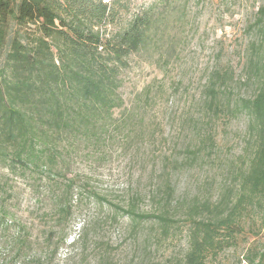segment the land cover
<instances>
[{
  "label": "trees",
  "instance_id": "obj_1",
  "mask_svg": "<svg viewBox=\"0 0 264 264\" xmlns=\"http://www.w3.org/2000/svg\"><path fill=\"white\" fill-rule=\"evenodd\" d=\"M126 3L0 0V171L15 177L53 178L58 189L56 227L62 231L73 208L69 153L81 145L94 148L117 133L136 137L141 120L135 121L139 115L134 107H124L123 72L133 55H154L162 49L170 20L181 23L186 7L182 0H153L111 30ZM245 31L244 74L236 80L245 92L235 93L231 68H213L200 92L192 147L184 150L185 158L174 160L179 166L205 165L215 154L211 124L219 119L245 120L240 153L228 166V187L216 200L196 199L188 209L193 228L183 264H208L210 255L216 257L236 245L251 215L264 226V0ZM170 176L164 170L159 176L154 197L162 203L157 202V209H138V194L114 209L134 227L149 222L167 234L175 221ZM14 226L0 202V230ZM262 239L264 233L248 246L244 264H264V245H257ZM27 246V240L18 236L13 243L15 257Z\"/></svg>",
  "mask_w": 264,
  "mask_h": 264
},
{
  "label": "rangeland",
  "instance_id": "obj_2",
  "mask_svg": "<svg viewBox=\"0 0 264 264\" xmlns=\"http://www.w3.org/2000/svg\"><path fill=\"white\" fill-rule=\"evenodd\" d=\"M152 1L127 0L110 29L131 20ZM182 3L186 4L182 22L170 20L162 49L154 55H133L123 72L124 107H134L139 115L135 121L141 120L136 137L117 133L94 148L81 145L69 153L67 179L75 185L72 215L63 231L56 227L58 189L53 178L15 177L0 171V202L15 222L7 231L0 230V264H183L193 228L188 209L196 199L216 200L228 187V166L240 153L245 120L219 119L211 124L215 154L205 165L179 166L174 160L185 158L184 150L192 147L200 92L213 68H231L235 93L245 92L236 80L244 74L245 29L260 0ZM163 170L171 174L174 188L175 221L167 234L149 222L134 227L113 207L138 194V209H157L162 200L154 196ZM251 216L237 244L216 257L210 255L208 264H244L246 249L264 233L259 218ZM18 236L28 246L15 257L13 243ZM257 245L263 246L264 239Z\"/></svg>",
  "mask_w": 264,
  "mask_h": 264
}]
</instances>
